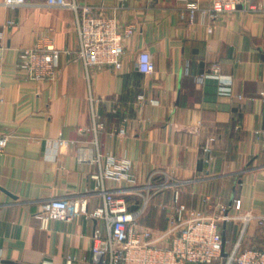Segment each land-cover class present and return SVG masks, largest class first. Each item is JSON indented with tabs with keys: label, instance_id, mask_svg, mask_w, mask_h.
Masks as SVG:
<instances>
[{
	"label": "crops",
	"instance_id": "1",
	"mask_svg": "<svg viewBox=\"0 0 264 264\" xmlns=\"http://www.w3.org/2000/svg\"><path fill=\"white\" fill-rule=\"evenodd\" d=\"M8 1L0 0V133L9 137L0 156L1 264H94L92 237L105 220L39 213L53 198H83L90 211L105 193L141 203L129 182L105 176L112 159L130 161L140 185L173 183L152 197L141 226L151 225L144 219L154 208L165 220L155 228H166L175 196L204 209L241 198L245 210L264 212V0L216 16L203 0L192 20L196 0H68L77 11ZM85 6L135 25L121 69L70 57ZM38 46L61 51L52 81L33 79L22 65V49ZM143 50L155 64L148 74L138 70ZM209 137L216 142L207 166ZM81 148L93 162L79 161ZM236 224L224 227L229 248L240 236ZM263 243L264 226L251 224L242 248Z\"/></svg>",
	"mask_w": 264,
	"mask_h": 264
},
{
	"label": "built area",
	"instance_id": "2",
	"mask_svg": "<svg viewBox=\"0 0 264 264\" xmlns=\"http://www.w3.org/2000/svg\"><path fill=\"white\" fill-rule=\"evenodd\" d=\"M27 0H9L11 7L24 5ZM196 0L189 6L191 20L200 8ZM212 16L231 13L240 7L256 8V0H204ZM49 7L70 8L77 11V5L68 0H46ZM135 33V25L122 26L115 17L94 15L85 6L78 18L79 46L70 54L73 60H80L87 67L110 66L121 69L125 55V41ZM1 44V39H0ZM61 51L54 46H38L21 51L22 65L37 81H52L58 75ZM142 74L154 71L151 55L143 50L137 60ZM219 71V65L211 68ZM264 151V129L261 131ZM8 134L0 133V156L6 151ZM216 137H209L202 146L203 161L209 166L214 160L213 150ZM90 154V153H89ZM92 154V153H91ZM81 162H93L92 155L85 149L79 150ZM105 176L118 182H129L132 190L143 201L133 202L126 197L105 193L101 207L89 210L85 199L53 198L41 205L39 216L48 221H74L80 216L103 219L106 229L95 228L92 254L94 264H264V247L242 248L243 237L251 224L264 226V212L255 213L244 209L241 198L231 203H215L207 209L189 207L179 202L177 196L166 206L168 226L153 229L139 224L150 199L158 192L172 186L169 180L157 184L149 181L140 185L131 173V162L115 160L109 162ZM135 206V209H131ZM240 223L239 239L231 248L227 246L225 225ZM225 237V239H224ZM1 264V260H0Z\"/></svg>",
	"mask_w": 264,
	"mask_h": 264
},
{
	"label": "rangeland",
	"instance_id": "3",
	"mask_svg": "<svg viewBox=\"0 0 264 264\" xmlns=\"http://www.w3.org/2000/svg\"><path fill=\"white\" fill-rule=\"evenodd\" d=\"M151 200H152V198L150 199V201ZM150 201H149V204H150ZM147 207H148V205H147ZM164 221L165 220H164L163 215L161 213L157 212V210L154 208H153V210H151V212L149 214L146 215V218L144 219V222H147V225L151 224L154 226V227H150L151 225L148 226V227L153 228V229H156L157 227L162 226L164 224ZM231 223L237 225L236 222H234V223L231 222ZM239 235H240V231L238 232V236ZM246 236H247V231H246V233L243 237V240H242V246L243 247H245L244 240H245ZM262 247H264V245Z\"/></svg>",
	"mask_w": 264,
	"mask_h": 264
},
{
	"label": "water",
	"instance_id": "4",
	"mask_svg": "<svg viewBox=\"0 0 264 264\" xmlns=\"http://www.w3.org/2000/svg\"><path fill=\"white\" fill-rule=\"evenodd\" d=\"M131 209H135V206H132V208ZM224 239H225V237H224Z\"/></svg>",
	"mask_w": 264,
	"mask_h": 264
}]
</instances>
